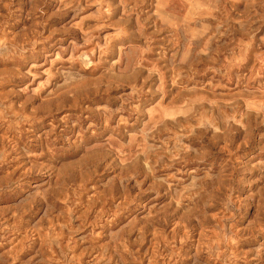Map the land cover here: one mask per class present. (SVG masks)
Listing matches in <instances>:
<instances>
[{"label":"rangeland","instance_id":"obj_1","mask_svg":"<svg viewBox=\"0 0 264 264\" xmlns=\"http://www.w3.org/2000/svg\"><path fill=\"white\" fill-rule=\"evenodd\" d=\"M0 264H264V0H0Z\"/></svg>","mask_w":264,"mask_h":264},{"label":"bare ground","instance_id":"obj_2","mask_svg":"<svg viewBox=\"0 0 264 264\" xmlns=\"http://www.w3.org/2000/svg\"><path fill=\"white\" fill-rule=\"evenodd\" d=\"M88 60V59H87ZM87 60H85V61H87ZM88 62V61H87Z\"/></svg>","mask_w":264,"mask_h":264}]
</instances>
